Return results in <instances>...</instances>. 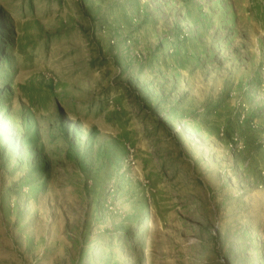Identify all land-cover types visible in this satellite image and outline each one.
<instances>
[{
	"label": "rangeland",
	"instance_id": "374dc122",
	"mask_svg": "<svg viewBox=\"0 0 264 264\" xmlns=\"http://www.w3.org/2000/svg\"><path fill=\"white\" fill-rule=\"evenodd\" d=\"M0 264H264V0H0Z\"/></svg>",
	"mask_w": 264,
	"mask_h": 264
}]
</instances>
